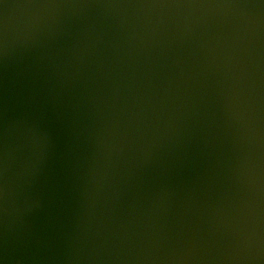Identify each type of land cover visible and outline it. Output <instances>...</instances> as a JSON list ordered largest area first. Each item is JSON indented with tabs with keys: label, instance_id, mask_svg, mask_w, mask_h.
Listing matches in <instances>:
<instances>
[{
	"label": "water",
	"instance_id": "water-1",
	"mask_svg": "<svg viewBox=\"0 0 264 264\" xmlns=\"http://www.w3.org/2000/svg\"><path fill=\"white\" fill-rule=\"evenodd\" d=\"M0 264H264V0H0Z\"/></svg>",
	"mask_w": 264,
	"mask_h": 264
}]
</instances>
